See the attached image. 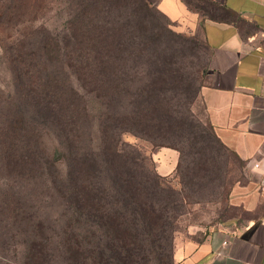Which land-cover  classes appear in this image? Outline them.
<instances>
[{
    "label": "trees",
    "instance_id": "1",
    "mask_svg": "<svg viewBox=\"0 0 264 264\" xmlns=\"http://www.w3.org/2000/svg\"><path fill=\"white\" fill-rule=\"evenodd\" d=\"M26 1L38 12L55 4V13L65 9L62 27L29 23ZM182 1L189 9H206ZM149 7L146 0H0V53L12 77V87L0 97V165L7 175L24 178L45 169L70 211L58 240L33 230L24 239L13 231L15 244L1 242V251L11 248L15 256L20 251L21 264H145L141 238H152L161 248L160 241L173 231L170 222H158L173 216V193L182 203L186 186L218 171L206 153L212 144H196L206 136L225 148L205 115L201 81L197 95L204 125L198 121V130L186 132V150L182 142L168 141V129L152 125L148 133L149 142L178 152L171 175L157 171L152 152L124 139L138 136L136 127L153 120L159 108L153 77L172 68L163 64L169 59L159 45L150 48L161 42L165 27L157 24L146 33ZM176 82L182 89L189 86ZM85 93L99 97L106 111L94 117ZM93 120L96 142L88 129ZM48 128L56 131L54 156L43 141ZM158 264H163L160 256Z\"/></svg>",
    "mask_w": 264,
    "mask_h": 264
},
{
    "label": "rangeland",
    "instance_id": "2",
    "mask_svg": "<svg viewBox=\"0 0 264 264\" xmlns=\"http://www.w3.org/2000/svg\"><path fill=\"white\" fill-rule=\"evenodd\" d=\"M61 1V0H59ZM149 2V10L146 13L147 34L158 28L157 24L165 27L164 37L160 43H150V48L158 46L162 52V57L169 59L164 65H171V69L163 68V75L159 77L154 75L153 86L154 96L157 99V110L154 111L153 120L150 124L136 127V135L128 134L124 137L128 142H134L136 146L141 147L144 152L150 153L160 147L156 146V140L149 142L148 133L151 132V126L155 129H168V141H179L186 145V132L189 130H198V121L202 122L204 112L201 101L197 95L200 81L203 82L202 70L207 62L208 51L199 37L196 30L188 27L184 20L169 19L155 8V1ZM193 4L209 7L207 0H191ZM27 3V1H26ZM29 3V4H28ZM27 21L33 22L34 25L46 21L62 27L63 19L66 16L65 9L53 11L55 5L50 9L44 7L41 11L31 10V2H28ZM157 7V6H156ZM193 8V6H191ZM197 10V9H196ZM184 23V24H183ZM3 34V33H1ZM152 37V36H151ZM152 39V38H151ZM201 77V79H200ZM180 78V79H179ZM150 79L147 77L144 81ZM188 83L186 89L178 86ZM137 83L142 84L137 81ZM12 87V77L9 67L0 53V97H3L2 91ZM182 89L183 91H180ZM86 103L89 112L98 116L101 112L106 111V107L101 99L93 94L85 93ZM127 97L124 99L125 107L128 110ZM164 100L166 104L163 106ZM163 106V107H162ZM155 108V109H156ZM167 111V113H166ZM145 118V117H144ZM96 119V118H94ZM146 119V118H145ZM204 125V123H203ZM206 128V127H205ZM89 136L93 141H97L98 131L97 124L93 120L89 126ZM43 137L47 152L54 156L57 137L55 130L48 128ZM206 137V136H205ZM204 136L196 144H208L207 155L218 164V171L205 178L201 183L197 181L186 186L183 194L186 196L182 203L176 201L173 193L172 201H169L175 210L172 217L161 219L158 222L171 223L173 231L171 236H167L160 241L163 246L159 248L156 243H152V238H141L140 242L147 248L143 253L146 260L145 264H158V257L163 259V264H173L172 253L175 242L187 238L199 239L205 235L213 226L221 222L229 212L226 210L227 195L231 184L241 177L240 163L223 147H215L214 143L206 141ZM198 141V140H196ZM160 143V142H158ZM187 145L185 146V150ZM156 165V161H154ZM60 167L62 164H59ZM47 172L37 171L30 173L26 178L19 176H9L0 165V247L1 242L9 240V245L17 243L19 239L10 234L20 232L21 239L31 231H38L47 238L58 240L62 233V228L66 220L70 217V211L65 208L62 196L51 187ZM176 184V181H172ZM190 186V187H189ZM8 200L10 205L5 206L2 202ZM13 204V205H12ZM22 230V231H20ZM40 231V232H39ZM64 233V232H63ZM161 250V253H159ZM20 251L16 256L11 252V248L0 250V264H21Z\"/></svg>",
    "mask_w": 264,
    "mask_h": 264
},
{
    "label": "crops",
    "instance_id": "3",
    "mask_svg": "<svg viewBox=\"0 0 264 264\" xmlns=\"http://www.w3.org/2000/svg\"><path fill=\"white\" fill-rule=\"evenodd\" d=\"M209 2L204 10L189 9L182 0L155 4L170 19L188 22L207 48L200 86L204 112L240 163L241 177L228 191V215L199 239L177 240L172 260L264 264V0ZM178 157L169 147L152 152L161 175L174 172Z\"/></svg>",
    "mask_w": 264,
    "mask_h": 264
}]
</instances>
